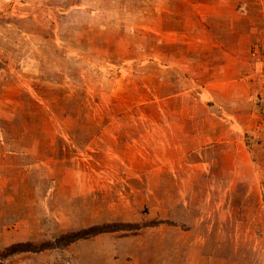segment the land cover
Returning a JSON list of instances; mask_svg holds the SVG:
<instances>
[{
  "label": "rangeland",
  "instance_id": "374dc122",
  "mask_svg": "<svg viewBox=\"0 0 264 264\" xmlns=\"http://www.w3.org/2000/svg\"><path fill=\"white\" fill-rule=\"evenodd\" d=\"M263 28L264 0H0V251L118 229L0 263L264 264L248 63L249 153L171 132Z\"/></svg>",
  "mask_w": 264,
  "mask_h": 264
},
{
  "label": "crops",
  "instance_id": "0c3cea01",
  "mask_svg": "<svg viewBox=\"0 0 264 264\" xmlns=\"http://www.w3.org/2000/svg\"><path fill=\"white\" fill-rule=\"evenodd\" d=\"M240 49L241 51L238 52ZM251 50L240 47L227 52L224 63L220 64L223 69L220 80L204 84L197 93L198 102L206 107L203 113L185 114L182 110L181 124L177 128L171 127L172 133L177 130L180 134L188 135L195 143L203 142L204 145L211 143L218 149L228 147L232 154L250 152V143L246 138L252 132L251 121L256 116V109L253 111L254 107L248 101L251 82L246 76ZM184 92L187 91L180 92L176 96L183 95ZM179 102L186 109L187 101ZM192 119H195L193 124L196 125L193 129L191 128L194 125L190 124ZM192 132L196 135L193 136ZM254 145V152L259 153L264 143H254ZM197 152L201 151L197 150Z\"/></svg>",
  "mask_w": 264,
  "mask_h": 264
},
{
  "label": "trees",
  "instance_id": "16d2710c",
  "mask_svg": "<svg viewBox=\"0 0 264 264\" xmlns=\"http://www.w3.org/2000/svg\"><path fill=\"white\" fill-rule=\"evenodd\" d=\"M116 230L118 229H116L114 225L93 226L78 232L65 233L55 239L46 240L41 243H17L12 245L11 248L6 251H0V261L23 253H43L46 251L66 249L80 239H88L104 232Z\"/></svg>",
  "mask_w": 264,
  "mask_h": 264
},
{
  "label": "built area",
  "instance_id": "2783aa9c",
  "mask_svg": "<svg viewBox=\"0 0 264 264\" xmlns=\"http://www.w3.org/2000/svg\"><path fill=\"white\" fill-rule=\"evenodd\" d=\"M248 77L255 83V103L259 113L264 117V28L253 44L251 57L248 62Z\"/></svg>",
  "mask_w": 264,
  "mask_h": 264
}]
</instances>
